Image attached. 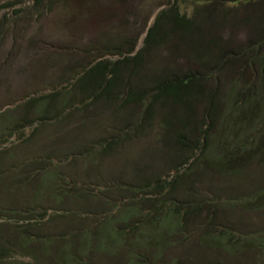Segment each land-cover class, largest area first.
I'll return each instance as SVG.
<instances>
[{
    "label": "rangeland",
    "instance_id": "obj_1",
    "mask_svg": "<svg viewBox=\"0 0 264 264\" xmlns=\"http://www.w3.org/2000/svg\"><path fill=\"white\" fill-rule=\"evenodd\" d=\"M174 1L0 0V264H264V77L227 57L214 120L206 100L189 122L128 96L168 66L145 39ZM208 1L176 0L244 47L257 0ZM123 56L112 96L77 85ZM208 127L206 152L177 141Z\"/></svg>",
    "mask_w": 264,
    "mask_h": 264
},
{
    "label": "trees",
    "instance_id": "obj_2",
    "mask_svg": "<svg viewBox=\"0 0 264 264\" xmlns=\"http://www.w3.org/2000/svg\"><path fill=\"white\" fill-rule=\"evenodd\" d=\"M212 2L213 0L207 3L212 4ZM227 2L232 1L227 0ZM242 2L243 0L236 1L237 4ZM251 4L252 2L243 3L244 6L249 7L250 12L239 19V22L242 20L243 31L248 32L249 38L244 47L232 48L233 44L223 45L219 39H213L211 28L215 23L212 22L210 6L200 7L194 16L190 17L180 12L176 0L173 4L169 3L167 6L170 7L164 8L158 13L156 22L149 29L145 39L146 45L151 44L166 53L165 58L168 66L161 70L150 84H142V88H139L137 84L132 85L129 88L128 96L137 97L141 94L146 102L152 101L148 108L152 109L153 105L156 106L160 103L172 117L177 112L180 120L191 114L194 118L196 112L199 115L198 110L206 100L205 115L214 120L212 107L219 97L209 88L213 82L210 80L217 79L226 71L224 64H226L227 57L230 66L234 65L233 69L242 68L241 78H244V74L250 70L254 72L251 75L252 81L254 78L261 81V78L264 77V54L261 55L262 53H260V50L264 49V0L255 1L250 8ZM134 51L135 49L129 50L128 54ZM138 56L137 60L141 58L142 51L138 52ZM104 57L105 55L100 58ZM137 57L123 56V59L117 61L102 59L91 68H89L91 65L86 66L83 69L84 75L81 76L77 85L83 89H90L93 85L94 88H91L98 92V97L112 96L120 83L118 77L120 70L128 69L133 58ZM237 63L238 67L236 66ZM229 75L228 80L229 78L232 80V70H229ZM232 82L233 88L239 86L238 82L237 84L234 83V78ZM149 85L150 87H147ZM210 106L212 107L210 108ZM187 120L189 121V118ZM197 129V127H193V130L196 131ZM208 132L209 127L202 130L198 138H194V135L190 138L185 133L178 132L176 138L186 147L187 152L193 154L196 150L206 152L210 143ZM209 152L208 149L207 154ZM208 157L210 158V156ZM187 164V162H181L179 165ZM176 169H179V166ZM225 217L223 219H226ZM259 239L256 241H260ZM213 240L221 241L224 239ZM228 242L233 243L232 238H229ZM262 254L264 255V252ZM198 264L202 263L199 261Z\"/></svg>",
    "mask_w": 264,
    "mask_h": 264
},
{
    "label": "water",
    "instance_id": "obj_3",
    "mask_svg": "<svg viewBox=\"0 0 264 264\" xmlns=\"http://www.w3.org/2000/svg\"><path fill=\"white\" fill-rule=\"evenodd\" d=\"M156 16H157V14H156ZM156 16H155V17H156Z\"/></svg>",
    "mask_w": 264,
    "mask_h": 264
}]
</instances>
